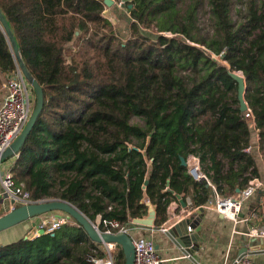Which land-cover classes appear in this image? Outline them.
<instances>
[{
  "label": "trees",
  "instance_id": "1",
  "mask_svg": "<svg viewBox=\"0 0 264 264\" xmlns=\"http://www.w3.org/2000/svg\"><path fill=\"white\" fill-rule=\"evenodd\" d=\"M207 1L217 35L196 33V6L181 19L179 0H131L125 4L131 33L123 40L103 17L101 0H0L45 97L12 167L14 180L24 183L33 199L55 197L51 172L68 173L74 177L61 181L60 198L90 218L100 215L126 226L149 215L147 200L160 227L176 195L190 198L194 209L213 196L181 158L201 153L203 164L212 165L218 192L226 196L259 176L246 152L252 118L240 111L238 85L229 72H242L247 80L246 100L264 144V0H248L239 24L231 19L232 0ZM0 67L7 76L16 71L1 27ZM132 116L142 117L145 127L132 125ZM74 223L1 245L0 264L105 259L104 249ZM119 248L116 264H125Z\"/></svg>",
  "mask_w": 264,
  "mask_h": 264
},
{
  "label": "built area",
  "instance_id": "2",
  "mask_svg": "<svg viewBox=\"0 0 264 264\" xmlns=\"http://www.w3.org/2000/svg\"><path fill=\"white\" fill-rule=\"evenodd\" d=\"M113 1L118 8H125L126 2L123 0ZM101 2L104 4L103 17L106 18L105 12L110 7L105 4V0H101ZM4 90L5 94L0 104V155L10 148L14 141L22 134L30 121L36 105L35 91L18 66H16V71L9 75L4 85ZM244 113L247 118H252L254 121V116L250 109ZM249 150L250 149L248 148L247 151ZM18 157L19 156H16L14 158L17 160ZM186 161L189 172H193L197 180H205L215 192V197L212 202H210L209 205L201 207V209H213L223 217L234 221V223L241 221V211L245 201L251 198L258 189H262L264 191V187H260V185L256 183L257 179H253L244 190L237 192L232 197H224L223 195L217 193L216 187L203 173L204 164L201 162L199 157L189 155ZM3 165L4 161H0V217L17 209L18 207L52 200L33 199L30 192L26 189L25 184L17 183L14 180V176L11 171L12 168L7 172H3ZM193 165L197 166L195 170ZM187 204L188 206L191 205L190 199H188ZM259 205H264V199L263 202L259 203ZM197 210L198 209H196V211ZM194 213L195 209L191 211L184 209V214L191 215ZM46 219L47 218L41 219V222L35 228L36 233L34 236L30 237L31 239L37 238L43 234H54L64 225L72 224L70 222L72 218H70L66 213H61L60 215L55 214L51 217L52 222H49V220ZM182 220L183 219H180L179 222ZM242 221L244 220L242 219ZM95 225L98 227L100 233L117 234L121 231H125L126 233L129 232V228H126L125 225H121L116 220H103L100 215L99 221ZM170 228L171 226L167 223L161 227V230L163 232H167ZM188 230L189 232H193L190 227ZM249 236L251 238H264V228H251ZM27 238L29 237L27 236ZM106 247L107 257L105 259L94 257L91 259L92 263L116 264V258L112 253L116 246L109 244L106 245ZM192 247H194V244L191 245V248ZM134 248L135 256L133 264H164V260L159 256L156 246L152 241L145 238L134 240ZM251 254L252 251L246 250L242 255L235 258L231 264H254L250 257ZM190 257V255L186 256V258Z\"/></svg>",
  "mask_w": 264,
  "mask_h": 264
},
{
  "label": "crops",
  "instance_id": "3",
  "mask_svg": "<svg viewBox=\"0 0 264 264\" xmlns=\"http://www.w3.org/2000/svg\"><path fill=\"white\" fill-rule=\"evenodd\" d=\"M121 12L128 15V13H126L127 11L125 12L123 8H118L117 5L114 4L106 10L105 15H107L108 17L106 18L115 25L121 23L124 24L122 21L119 23ZM130 26L131 25L126 28L128 33H131ZM0 79L2 80L1 76ZM4 85L5 83L2 80V87L0 88V91H3L5 94ZM2 100L0 101V104ZM252 126L253 133L252 141L249 147L250 150H246V152L250 153L254 157L257 169L259 171V176L254 177L253 179H257L256 183L259 184L260 187H264V144L261 141L259 130L256 128L255 120H252ZM255 150H257V155L254 154ZM15 162V158L4 161L2 171H9ZM211 167L212 165L208 161V163L204 164L203 173L214 185L212 180L213 171ZM195 180L199 181L197 179ZM203 181L206 182L205 180L199 182ZM245 188H236L230 196H226L218 192L217 187L216 190L217 193L223 195L224 197H232L237 192H239L238 190L242 191ZM214 195L215 192L213 190V196L210 202H212L213 198L215 197ZM181 197L184 200L182 195ZM188 199L190 198H187V200L184 201L187 203ZM263 199L264 191L262 189H258L251 198L245 201L241 211V221L234 223V221L230 219L225 217L222 218L220 214L215 212L213 209L195 208V213L191 215L188 214V216L187 214H184V208L181 206L180 201L175 196V200L172 201L167 209V220L164 224H162L160 227H156V224L154 223L155 229L128 227V234H130L134 240L145 238L152 241L156 246L159 256L164 260V264H231L235 258L242 255L246 250L252 251L250 257L254 264H264V238H251L249 236L251 228H264V205H259V203L263 202ZM209 203L206 205H209ZM187 209L188 211L194 210L191 205H189ZM196 209H201L202 214H196L198 211H196ZM180 219L190 220L191 223L197 219L199 223L197 228L193 230L194 234L198 235V238L195 240V243H193L195 246L192 248L191 246L190 248H185L177 242L185 241L182 240V237H180V233L184 232L183 228L181 230H177L175 232V236L170 235L169 231L163 232L161 230V227L167 223L171 226L170 229L174 228L177 224H179ZM242 219L244 221H242ZM14 232H18V230L15 229ZM99 248L104 249L105 253L107 254L106 245H100ZM193 249L194 251L192 252ZM187 255H190L191 257L186 258Z\"/></svg>",
  "mask_w": 264,
  "mask_h": 264
},
{
  "label": "water",
  "instance_id": "4",
  "mask_svg": "<svg viewBox=\"0 0 264 264\" xmlns=\"http://www.w3.org/2000/svg\"><path fill=\"white\" fill-rule=\"evenodd\" d=\"M123 1L127 2L128 0H123ZM105 4L111 7L112 5H114V1L105 0ZM130 8H132V5H130ZM0 27L4 31V34L7 38L16 66L20 68L24 77L30 83L36 94V105L33 110L29 123L27 124L22 134L11 145V147L0 155V161H6L10 158L19 156L22 147L24 146L28 136L35 127L36 122L41 112L44 109L45 97L42 86L38 83L36 79L32 77V75L28 71L24 63V60L21 56L17 40L12 32V29L6 17L4 16L1 10H0ZM220 60L223 61L222 58H220ZM228 69H230L229 66ZM238 73H242V72H229L231 77L236 81L238 85L237 99L239 102L240 111L244 113L248 111V109H250L249 104L246 100L247 80L243 74H242L243 76L242 79L241 75ZM181 162H182V166L184 167L188 166L185 158H181ZM190 174L195 179H197L193 172H190ZM147 185H148V181L145 182L144 188H146ZM206 186L210 187L208 183ZM176 198L180 201V204L184 209L188 208L187 203L182 199L181 195H176ZM146 205L149 208L148 217L146 219H135L130 224L126 225V228L141 227V228L155 229L154 223L156 221V211L154 210L150 201H146ZM52 212H61L68 214L70 218L75 220L85 230L89 239H91L94 243L101 245L113 244L115 246H120L124 252L125 264H133L134 256H135V248H134V239L130 234L126 233L125 231H121L117 234L100 233L98 227L93 222H91L90 219L84 213H82L70 202L65 200L52 199L42 203H36L28 206L18 207L17 209L0 217V233L12 229L25 222H28L29 220H32L36 217ZM196 214H202V210L201 209L198 210ZM220 216L223 218L222 215ZM198 224L199 223L197 219L194 220L193 223H191L190 220H182L174 228L169 230V234L175 236L176 235L175 232L183 228L184 232L181 231L179 232H181L180 237H182V240L185 241L184 242L177 241V242L180 243L185 248H190V246L193 243H195V240L198 238V235L194 234V232H189L188 229L190 227L192 228V230H194L197 228ZM193 251L194 249L192 250V252Z\"/></svg>",
  "mask_w": 264,
  "mask_h": 264
},
{
  "label": "rangeland",
  "instance_id": "5",
  "mask_svg": "<svg viewBox=\"0 0 264 264\" xmlns=\"http://www.w3.org/2000/svg\"><path fill=\"white\" fill-rule=\"evenodd\" d=\"M195 6H196V10H197L196 33L198 35H203V37H211L213 35H217L216 29L214 27V23H213L212 17H211V10H210L211 8H210L207 0H179L178 11H179V15H180L181 19H184L187 16V14H189L188 13L189 9L192 10V8H194ZM247 6H248V0H232L230 15H231V19H232L233 23L239 24L245 20V15L247 12ZM123 10H125V12H126V8H123ZM105 17H108V16L105 15ZM120 17L121 18L119 20V23H120V21H122V22H124V24L121 23L118 25L117 24L116 25L114 24V25L116 27V30L118 31L117 34L120 35V37H122L123 40L124 39L126 40L130 34L127 32L128 30L126 31V28L129 25H131V20L129 19V16L127 14H124L123 12H121ZM163 34L166 36L169 35V34L167 35V33H163ZM168 37L172 38L170 36H168ZM173 37H176V38L178 37V38L183 39L186 42H190L186 36H182V35L177 36L176 35ZM212 58L216 59L219 63L227 66L226 63L223 62L222 60H220L219 57L212 55ZM238 74H240L242 79H243L242 73H238ZM0 76L3 80V82L6 83L9 76H7L6 74H4L2 72L1 67H0ZM3 96H4V92L0 91V101L2 100ZM235 97H237V93H236ZM130 123L132 125H138L140 127H145V121L142 117L132 116L130 119ZM131 145H133V144H131ZM197 154L196 155H197V157L200 158L201 162L205 163L201 158V153H197ZM254 154L257 155V150H255ZM263 157H264V153H263ZM73 177H74L73 175L68 174V173L67 174H61V173H58L56 171L51 172L50 183L52 185V190L56 193L55 197H52L51 199H60L61 200L60 197H61V194L63 193V190H64L62 185H61V181H66L68 179H72ZM200 181H202V180H200ZM55 214L60 215L61 212H52V213H48V214L36 217L32 220H29L28 222L21 224L20 226H17L18 228L15 227V228H12V229H9L7 231L0 233V246L11 243V242L16 241V240H19L23 237L26 238L28 236L30 238V237L34 236V234L36 233L35 228L41 222V219L47 218L46 220H49V222H52L51 217L54 216ZM0 215H1V213H0ZM86 216L94 224H97V222L99 221V216H97L94 219L90 218L88 215H86ZM70 222L73 225H76L74 223L73 219ZM15 229H17L18 232H14ZM26 231H28V232H26ZM88 248H89V246H88ZM119 249H120L119 246H116L114 251H113V255L116 256V259L118 256ZM83 251H84V246H81L79 249L76 250V252H77L76 255L81 256ZM90 251H91L90 253L92 255H99V253L97 254L98 249L97 250L91 249Z\"/></svg>",
  "mask_w": 264,
  "mask_h": 264
},
{
  "label": "bare ground",
  "instance_id": "6",
  "mask_svg": "<svg viewBox=\"0 0 264 264\" xmlns=\"http://www.w3.org/2000/svg\"><path fill=\"white\" fill-rule=\"evenodd\" d=\"M193 167H194V170L197 168V166H196V165H193Z\"/></svg>",
  "mask_w": 264,
  "mask_h": 264
}]
</instances>
